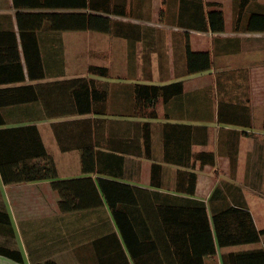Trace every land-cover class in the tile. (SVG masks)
I'll return each instance as SVG.
<instances>
[{
    "label": "crops",
    "instance_id": "0c3cea01",
    "mask_svg": "<svg viewBox=\"0 0 264 264\" xmlns=\"http://www.w3.org/2000/svg\"><path fill=\"white\" fill-rule=\"evenodd\" d=\"M16 2L23 3L24 0H0V78L5 77L4 66L15 68L18 50L26 79L0 82V89L82 77H66L64 34L94 31L40 30L39 48L45 77L34 80L28 76L17 12L33 10L18 8ZM128 2L178 5L181 0ZM159 9L152 10L149 17L112 16L136 23L134 35L140 37L137 40L96 32L117 37L121 44L120 53L109 44L105 47L108 53L104 56L107 59L103 66L110 69L111 76L94 77L109 93L108 100L99 110L49 117L44 101L18 104L12 102L15 93L8 91L0 96V130L35 124L61 179L103 176L147 188L153 192L157 203L177 205L183 202L181 198L204 201L209 214L214 202L210 197L214 189L221 186L227 200L221 198L215 204L245 203L256 227L264 229V196L257 192L264 189V33L229 31L227 20L224 32L189 30L192 49L210 51L213 66L206 71L184 74L182 53L186 31L167 22L174 17V10L160 16ZM145 22L152 24L151 27ZM28 31L23 28V33ZM178 80L184 83L183 93L167 102L159 101L157 118L137 116L134 83L163 85ZM221 107L226 109V114L239 115V119L244 114V121L249 124L220 122ZM146 121L152 124L149 146L143 136ZM166 123L191 125L195 128L192 133L201 137L200 142L191 144L188 157L189 164H195L198 173L193 195L175 189L178 171L191 168L165 161L163 132ZM203 134H206L205 141ZM174 143L171 146H176ZM187 143L183 142L185 149ZM201 152L215 153V165L206 164L201 168L193 158V154ZM234 157L235 164L232 163ZM181 158L187 159L186 151ZM83 163L99 165L106 172L85 173ZM153 163L163 165V187L151 184ZM138 194L136 189L137 198ZM59 200L60 195L49 179L5 183L0 173V247L19 251L22 255V261H18L0 254V264L48 261L56 264H121L127 260L132 263L106 201L99 207L64 212L59 207ZM138 203L141 205L143 200ZM114 233L120 243L114 239ZM263 246L264 235L257 243L217 246L216 254L207 258L206 264H223L224 254Z\"/></svg>",
    "mask_w": 264,
    "mask_h": 264
},
{
    "label": "trees",
    "instance_id": "16d2710c",
    "mask_svg": "<svg viewBox=\"0 0 264 264\" xmlns=\"http://www.w3.org/2000/svg\"><path fill=\"white\" fill-rule=\"evenodd\" d=\"M234 1L236 7L232 29L237 32L264 33V3L258 0ZM15 4L18 8L26 7L33 10L18 11L17 20L28 66L27 73L35 80L45 77L39 48L40 30L94 31L137 40L140 37L134 35L136 23L115 19L112 16L141 18L144 16L141 13L142 6L146 3L128 2V0H31V2L24 0L23 3ZM167 5L169 9L171 4ZM173 15L174 17L167 22L186 31L182 53L185 62L184 74L198 73L212 68L211 52L193 50L188 31L224 32L226 19L221 3L181 0L178 5L174 4ZM24 27L30 30L26 34L23 33ZM16 59L15 68L4 66L5 77L0 78V82L26 79L18 50ZM87 71L89 76L63 79L48 84H25L0 89V96L11 91L15 93L12 102L18 104L44 101L49 117L72 112L89 113L99 110V107L108 100L109 94L94 77H110L111 72L108 67L96 64H90ZM133 91L137 116L154 119L158 117L157 103L161 100L167 102L182 94L184 83L182 80L163 85L134 83ZM69 105L74 108H68ZM243 115H241L242 119H239V115L226 114V109L221 107L218 120L249 124L244 121ZM151 127L150 121L144 122L143 136L148 146L152 139ZM194 129L187 124L166 123L163 132L165 161L191 168L179 170L175 181V189L189 195L195 193L198 177L194 169L195 164L190 163V165L188 162L191 154L190 146L194 142L201 141L200 136L193 134ZM190 133L193 135L191 138ZM205 136L206 134H203V141L206 140ZM184 141L188 142L186 149L183 147ZM173 142L176 146H171ZM185 151L187 159L183 161L184 157L182 159L181 156ZM193 158L200 163L201 168L206 164L215 165L213 152L196 153L193 154ZM235 162L236 157L232 163ZM83 170L88 174L106 172L99 165L87 163H83ZM162 171L163 165L152 164V186H164ZM108 172L113 174L112 171ZM0 173L5 183L51 180L52 187L60 195L59 207L64 212L99 207L106 201L132 260V263L127 260L121 264H206V259L216 254L217 246L257 243L264 235V229L256 227L245 203L238 205L227 203L219 206L215 204V201H220L221 198L223 201L227 200V195L223 194L221 186H217L210 197L214 202L209 214L204 201L181 198L183 202L177 205L161 201L157 203L153 192L147 188H137L103 176L96 179L91 175L61 179L54 159L48 153L35 124L0 130ZM136 189L139 192L138 198L135 195ZM142 200L143 203L140 205L138 201ZM113 237L118 241L115 233ZM0 254L22 261L21 252L16 250L0 247ZM222 262L223 264H264V246L224 254ZM42 264L56 263L48 261Z\"/></svg>",
    "mask_w": 264,
    "mask_h": 264
},
{
    "label": "rangeland",
    "instance_id": "374dc122",
    "mask_svg": "<svg viewBox=\"0 0 264 264\" xmlns=\"http://www.w3.org/2000/svg\"><path fill=\"white\" fill-rule=\"evenodd\" d=\"M258 1L264 3V0ZM221 5L227 20V30L231 31L234 27L236 1L223 0ZM167 7L168 5L164 3L160 5L145 4L142 6L141 13L148 16L152 10L157 11L160 8V16H162L163 13H170L174 10V5H169V9ZM145 25L151 27L152 24L145 22ZM64 35L67 59L66 77L89 76L90 74L87 71L88 64H106L107 58L105 59L104 56L108 53L105 50L108 44L117 49V53H120L121 44L117 41L119 38L117 39L114 36L108 37L105 34L96 32H68ZM142 74L145 75L144 72ZM257 192L264 196V189L262 191L257 190Z\"/></svg>",
    "mask_w": 264,
    "mask_h": 264
}]
</instances>
